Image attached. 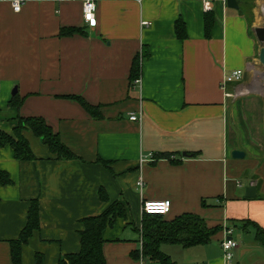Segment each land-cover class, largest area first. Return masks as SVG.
I'll return each instance as SVG.
<instances>
[{"label":"crops","instance_id":"1","mask_svg":"<svg viewBox=\"0 0 264 264\" xmlns=\"http://www.w3.org/2000/svg\"><path fill=\"white\" fill-rule=\"evenodd\" d=\"M256 1L237 0L235 9L227 0H96L95 27L83 19V0H27L20 12L0 1V130L12 133L19 116H41L77 155L58 158L30 130L24 134L37 159L18 160L10 145L0 148V169L12 179L0 183V264H14L10 241L20 236L34 199L40 228L22 246L21 264H58L79 252L82 219L109 205L100 188L127 207L126 217L103 231L106 264H159L132 255L142 248L148 199L170 200L166 220L194 213L218 227L206 244H162L177 264H227L225 227L239 242L231 264H264V241L248 223L264 228V96L231 98L226 93L236 83L222 87L224 74L258 56L247 13ZM206 2L214 15L209 37ZM178 19L185 39L176 34ZM62 27L86 34L61 36ZM137 55L141 70L132 79ZM254 70L261 79L264 70ZM14 97L19 106L10 104ZM132 113L140 118L131 120ZM234 149L245 157L233 158ZM162 152L180 161L149 157ZM250 185L254 197L245 196Z\"/></svg>","mask_w":264,"mask_h":264},{"label":"trees","instance_id":"2","mask_svg":"<svg viewBox=\"0 0 264 264\" xmlns=\"http://www.w3.org/2000/svg\"><path fill=\"white\" fill-rule=\"evenodd\" d=\"M214 24V15L207 11L205 15V34L210 36ZM182 19L175 23L176 34L178 38L185 39L186 32ZM86 34L81 27H62L61 36L73 34ZM149 53L146 50V54ZM141 70L140 56H136L131 67V77H137ZM71 98L78 100L94 116L97 115L96 107L88 103L81 96L72 95ZM20 100L13 98L10 104L19 106ZM32 131L35 136L48 145L50 151L60 159H74L77 155L66 146L58 133L54 132L52 127L41 116L18 117L17 124L12 133L0 130V148L10 145L14 150L15 158L18 160L37 159L30 142L25 136V131ZM189 154V153H188ZM174 153H153L155 160L168 159L171 162L178 163L180 160L173 158ZM193 155L194 154H189ZM0 183L2 185L12 184V179L7 171L0 169ZM100 198L108 202V207L100 214L88 216L82 219L83 228L79 231L81 248L79 252L68 253L61 256L58 264H106V258L103 251V231L107 226H112L118 218L126 217L127 207L121 201H110L104 188L99 190ZM202 205L207 206L205 199ZM161 214H144L142 220V248L132 252V255L140 259L141 254L159 264H177L168 254L162 251L161 245L180 244L184 247H191L206 244L211 241V237L218 231V227L209 228L206 221L197 214L184 213L172 220H166ZM251 223L256 231L257 237L264 241V228L260 225ZM40 228L39 203L37 199L32 200L27 214L25 227L17 239L10 241L11 259L14 264H21L22 246L28 242L34 231ZM37 262L42 263V257L37 255Z\"/></svg>","mask_w":264,"mask_h":264},{"label":"built area","instance_id":"3","mask_svg":"<svg viewBox=\"0 0 264 264\" xmlns=\"http://www.w3.org/2000/svg\"><path fill=\"white\" fill-rule=\"evenodd\" d=\"M0 1H9L13 10L15 12H20L22 10L23 5L26 3L27 0H0ZM204 9L206 11L211 10L210 3L206 2L204 4ZM82 11H83V19L86 22L88 27H95L98 23V18L96 15L97 11V2L96 0H83L82 4ZM149 21H143L142 25H149ZM252 67H255L252 62L249 63L244 69H235L229 73L224 74L222 87L226 89V87L232 83H236L235 89L232 93H226L227 96L230 97H238L246 93L243 91L244 87H252V85L245 83V73L247 71H251ZM136 83H140L141 79L138 78L135 80ZM249 93V92H247ZM140 117L136 113H132L130 115L131 120H138ZM152 155V154H151ZM149 155V157H151ZM153 157V156H152ZM148 158H142L141 161H147ZM138 185L140 188L144 186V181L140 177L138 181ZM171 208V202L167 199H148L144 200L142 204V212L144 214H161L166 215L169 213ZM234 229L232 227H225V238L222 241L221 245L224 251V258L227 264H231L232 260L234 259V252L236 248L239 246V242L233 237Z\"/></svg>","mask_w":264,"mask_h":264},{"label":"rangeland","instance_id":"4","mask_svg":"<svg viewBox=\"0 0 264 264\" xmlns=\"http://www.w3.org/2000/svg\"><path fill=\"white\" fill-rule=\"evenodd\" d=\"M259 8H260V0H258L256 2H254L253 4H251L250 7H248V10H247L248 19L250 21V24H252L253 29H254V27L264 26V10H263L264 9V5H263V7L261 9V14H259V12H258ZM252 32L255 35L254 30ZM259 46H260V43H259ZM259 49H260V47H259ZM258 53H259V51H258ZM252 64L255 67H257V68L259 66L260 70H262V71L264 70V66L261 65V63L259 62L258 56L252 61ZM257 81H258V77L255 76L254 72L250 71L249 80H246L245 83H248V84L254 86L255 89L252 90V91H249V94H254L255 93V95H260L261 94L260 96H264V90H259L258 83H254V82H257ZM253 83H254V85H253ZM232 92L233 91H231L230 93H232ZM231 98H236V97H231ZM247 98H249V97H247ZM245 101L246 100H242V104H244ZM152 156H153V154L151 155V157ZM152 158L155 159L154 156ZM242 180H246V176H243Z\"/></svg>","mask_w":264,"mask_h":264},{"label":"water","instance_id":"5","mask_svg":"<svg viewBox=\"0 0 264 264\" xmlns=\"http://www.w3.org/2000/svg\"><path fill=\"white\" fill-rule=\"evenodd\" d=\"M227 5H228V7L235 8V9H237L239 7L237 0H227ZM253 30H254V33H255V36H256L258 42L260 43V49H259V53H258L259 62L261 63V65L264 66V26L254 27ZM15 92L16 91H14L13 94ZM232 157L235 159H242L245 157V152L243 150H240V149H234L232 151ZM256 192H257L256 186L250 185L246 188L245 196L246 197H254V196H256Z\"/></svg>","mask_w":264,"mask_h":264},{"label":"bare ground","instance_id":"6","mask_svg":"<svg viewBox=\"0 0 264 264\" xmlns=\"http://www.w3.org/2000/svg\"><path fill=\"white\" fill-rule=\"evenodd\" d=\"M252 70H253V72H255V70H254V67H252ZM255 74V73H254ZM250 75V74H249ZM261 79L257 76V74L255 75L256 77H258V81L257 82H254V83H258V86H259V90H264V73H261ZM253 76V75H252ZM256 80V79H255ZM254 83H253V85H254ZM255 89V87L254 86H252V87H244L243 88V91H246V93L247 92H249V91H252V90H254Z\"/></svg>","mask_w":264,"mask_h":264}]
</instances>
